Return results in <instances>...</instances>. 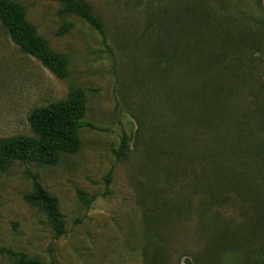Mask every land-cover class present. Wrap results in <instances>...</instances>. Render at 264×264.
Returning a JSON list of instances; mask_svg holds the SVG:
<instances>
[{"label": "rangeland", "instance_id": "obj_1", "mask_svg": "<svg viewBox=\"0 0 264 264\" xmlns=\"http://www.w3.org/2000/svg\"><path fill=\"white\" fill-rule=\"evenodd\" d=\"M82 1L104 36L57 0H2L59 61L0 19V246L43 264H264V0ZM71 101L100 130L50 162L3 152L39 138L32 109ZM27 172L64 234L25 201Z\"/></svg>", "mask_w": 264, "mask_h": 264}, {"label": "trees", "instance_id": "obj_2", "mask_svg": "<svg viewBox=\"0 0 264 264\" xmlns=\"http://www.w3.org/2000/svg\"><path fill=\"white\" fill-rule=\"evenodd\" d=\"M66 13L82 18L86 23L104 36V25L101 19L92 11L90 6L82 0H57ZM0 19L10 38L25 52L36 56L41 62L54 70L52 62L59 61L55 54H50L41 42H32L28 38V28L21 24L11 11L0 0ZM69 27V24L66 25ZM55 71V70H54ZM28 122L40 135L36 141L22 140L6 141L3 152L20 160L37 159L41 162L52 161L60 151L67 150L76 144V132L82 128L100 130L92 122L84 120L77 105L71 102H51L32 109L28 115ZM15 142V143H14ZM126 148V138L121 139L118 154ZM31 180V191L24 196L31 206L39 208L46 216L50 226L57 236L65 233L66 225L59 211L58 199L50 194L42 185L37 174L26 173ZM110 174L105 176L108 185ZM78 199L89 207L95 200V195L89 196L77 189ZM0 254L11 259L12 264H43L25 253L14 252L0 246Z\"/></svg>", "mask_w": 264, "mask_h": 264}]
</instances>
